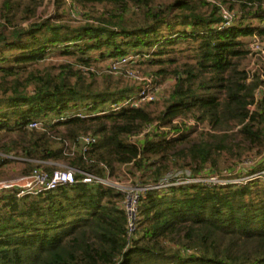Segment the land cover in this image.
<instances>
[{
  "label": "trees",
  "instance_id": "16d2710c",
  "mask_svg": "<svg viewBox=\"0 0 264 264\" xmlns=\"http://www.w3.org/2000/svg\"><path fill=\"white\" fill-rule=\"evenodd\" d=\"M226 4L234 16L223 26ZM254 41L264 49V0H0V167L15 161L27 173L36 160H66L141 184L175 169L227 180L146 190L129 247L114 187L2 192L0 264H264V157L232 172L220 164L264 154V63L248 68ZM178 44L187 54L169 71L161 107L106 111L140 86L81 69L130 52L173 62L161 57ZM33 119L43 129L29 128ZM82 133L97 136L91 162L63 154V140Z\"/></svg>",
  "mask_w": 264,
  "mask_h": 264
},
{
  "label": "built area",
  "instance_id": "2783aa9c",
  "mask_svg": "<svg viewBox=\"0 0 264 264\" xmlns=\"http://www.w3.org/2000/svg\"><path fill=\"white\" fill-rule=\"evenodd\" d=\"M221 10L226 17V21L223 26L230 25L234 16V12L221 7ZM252 52H264L262 43L254 41L249 45ZM142 60V57H138L134 52H130L126 55L118 56L115 58H108L106 60L105 71L110 74H118L119 70L132 64H137ZM81 69L85 74L89 72L99 73L93 65L82 66ZM125 75L129 79H135L141 83V86L135 94L130 95L121 103H114L106 111H117L122 107L141 105L145 102H153L157 99V87L155 82L147 76H141L137 70L128 68L125 70ZM106 111H101L104 113ZM76 115L83 116V114L77 113ZM55 120H52V122ZM29 128L43 129V123L40 120L33 119L28 125ZM141 136V135H139ZM136 136H132L131 140H136ZM63 154L68 158H73L77 154H80L83 160L91 162L89 159V153L94 144L97 142V136L91 133H82L78 135L74 140H63ZM39 164L27 173H22L15 180H0V193L12 192L16 197L22 196H35L44 193L48 190L54 189L61 185L73 184L81 182L89 185H103L116 188L122 194V200L120 206L124 209L126 215V247L132 245L138 224H139V207L141 203V197L146 190L150 189H167L169 186L180 185L198 181L205 182H219L227 181L211 178H195L190 176V172L184 169H175L168 171L158 182L141 184L139 182H133L129 177L127 178H112L110 177L109 170L104 167V175H95L86 170H82L76 166L69 164L66 160H60L58 162L41 161L36 160ZM45 164H52L57 166V169L52 173H48L44 169ZM79 174L78 177L76 176ZM248 177V176H247Z\"/></svg>",
  "mask_w": 264,
  "mask_h": 264
},
{
  "label": "rangeland",
  "instance_id": "374dc122",
  "mask_svg": "<svg viewBox=\"0 0 264 264\" xmlns=\"http://www.w3.org/2000/svg\"><path fill=\"white\" fill-rule=\"evenodd\" d=\"M47 1V0H45ZM208 1H212L215 2L216 0H208ZM218 1V0H217ZM52 6H48L46 9H44V6H41L39 8V13L41 12H45L46 10V14H49V12H51L50 10ZM225 8L228 9L227 4L224 6ZM183 47L182 44H178L176 45L174 48H176L177 51L169 53L167 55H163L161 58L165 59L167 57H174L176 61L173 62H164L161 64H154V63H150V60L148 61L147 59L145 61H141V63H137V64H132L130 66L124 67L123 69L119 70L120 72H118V74H110L113 80H120V83L122 85L126 84L129 86H132L134 88L141 86V83L138 82L135 79H129L126 75H125V70L128 68H133L135 70L138 71V73L141 76H147L149 78H151L153 80V82H155L156 87H157V101L156 103L158 104V106H162L161 101L163 100L164 97H166L167 95V90L169 89V87L173 84L174 82V78L173 76L170 74V70L179 62H182L185 60V55L187 54V52H179V48ZM48 60H51L53 62H59V61H73L74 58L70 57V56H58V55H48ZM248 68L253 69L255 67L260 66V64L262 65V63H264V52H252V56L250 59V62H248ZM94 68H96L99 73H96L97 77H100L104 74H107L108 72L105 71V66H106V59L102 60L99 59L96 63L94 62L93 64ZM164 68L167 72L166 73H159L160 68ZM154 103V104H156ZM196 134L194 133L193 136H195ZM264 157V154H260L257 155V157H250L248 160H246L245 162H239L238 165L236 164L235 166L231 165L232 163V159H230L227 156H223L220 164L223 168H227L229 169V172H232L233 170L238 171V170H242L243 166H248V167H252L255 166V163L260 160L261 158ZM239 161V160H238ZM25 167V165L23 163H19V162H9L4 164L2 167H0V180H15L19 175L22 174L21 170ZM264 173V171H262ZM216 177V176H215ZM214 176H212L211 178L216 179ZM244 178H248V177H239V178H235L231 181L234 182H238L239 180H242ZM219 179V178H218Z\"/></svg>",
  "mask_w": 264,
  "mask_h": 264
}]
</instances>
